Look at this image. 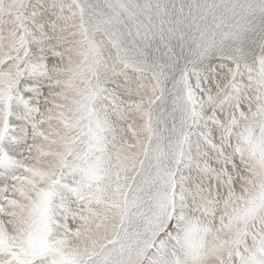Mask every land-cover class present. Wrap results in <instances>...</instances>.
Wrapping results in <instances>:
<instances>
[{"label":"snow or ice","instance_id":"snow-or-ice-1","mask_svg":"<svg viewBox=\"0 0 264 264\" xmlns=\"http://www.w3.org/2000/svg\"><path fill=\"white\" fill-rule=\"evenodd\" d=\"M0 264H264V0H0Z\"/></svg>","mask_w":264,"mask_h":264}]
</instances>
